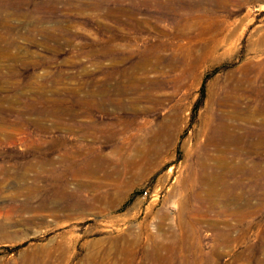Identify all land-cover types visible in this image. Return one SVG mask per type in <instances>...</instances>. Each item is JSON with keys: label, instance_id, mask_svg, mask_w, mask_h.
<instances>
[{"label": "rangeland", "instance_id": "1", "mask_svg": "<svg viewBox=\"0 0 264 264\" xmlns=\"http://www.w3.org/2000/svg\"><path fill=\"white\" fill-rule=\"evenodd\" d=\"M163 1L0 0V264H264V112L222 144L256 164L254 214L187 196L219 117L262 103L264 0Z\"/></svg>", "mask_w": 264, "mask_h": 264}, {"label": "bare ground", "instance_id": "2", "mask_svg": "<svg viewBox=\"0 0 264 264\" xmlns=\"http://www.w3.org/2000/svg\"><path fill=\"white\" fill-rule=\"evenodd\" d=\"M225 1L226 0H192L193 4L194 5H197V6L203 5L204 3H208V2L214 3V5L217 4V5L220 6V5H222L223 2L225 3ZM137 2L138 3H142V5H147V7L148 6H154V5H156V3L159 4V5H161L162 7H165L166 5H169V4H166V1H163V0H137ZM237 2H240V1L238 0ZM139 5H141V4H139ZM5 17H9V15H6ZM0 26L2 28L9 27L8 24H7V18L6 19H3V20L0 19ZM1 40L2 39H1V36H0V42H1ZM10 45L12 46L13 44H10ZM10 45H8L4 50H1V52H4V51L5 52H8L9 51V48H10ZM112 49H113V47H108V53H112L114 51V50L112 51ZM110 51H112V52H110ZM144 57H142L140 60L138 59L139 61L137 60L138 61L137 62V65H135L134 68H132L130 71H127V72L124 71L125 73H123V75H124V77L127 78V80L129 81V83H131V81H132V76H131L132 73L131 72H133V70L138 71L139 68H142L143 65H145V63H144L145 62ZM125 59H128V58H125ZM114 60H116V59H114ZM263 67H264V65H263ZM121 73H122V71H121ZM130 76H131V79H129ZM11 83H13V82L11 81ZM125 84H120L116 89L119 92L122 90V88L126 89V87L129 84H127V81H126ZM97 91L98 90H95V91L92 90L90 92L91 96L94 97L95 94L97 93ZM251 91H255L257 98L260 97L262 103L261 102H258L257 103V106H255V108L253 107V109H247L246 111H243L242 114L240 113L239 110H237V109L234 108V111L230 115L229 119H228V117L226 115L225 116L222 115V116L219 117V120L218 121L216 120L217 122L215 123L214 128L213 127L211 128L212 135L210 136L211 137L210 138V141H212V143H213V141L217 142V146H218L217 153L215 154V157L214 158H211V159H214V162H215L214 163V166L213 165H210L209 166V164L207 163V161L205 159L206 156L209 157V155L207 154V152L203 156H198L197 157L196 162H195V167L196 168H193L192 171H194L195 180L199 183L200 188H199V191H194V192L192 191V193H189L187 195L188 197L193 196V197H195L197 199V201H198L197 204H199L200 207H201V213L210 211L213 208V206L216 207V205L218 203H220V202L226 203L227 204L226 207H228V209L226 208V212H228L227 215L230 214V217L232 218V221H236V225L239 224L240 222L243 223V219L246 218V216H250V215H253L254 214V210L252 211V208L250 209V204L248 202L249 201L248 200V197H249V192H250L249 189H250L251 184H252V180H253L252 178L254 176V169H255V165L256 164L254 166H252V168H251V166H249L248 163H247V161L245 160L246 159L245 157H243L245 159H237L234 156V154H236V152H233V151L232 152H230V151L226 152V151H224L223 150L224 147H222V144H225V143H228V142H234L236 139L239 140L241 138L240 136H238V132L235 131V127L232 124L231 120L235 121L234 119L236 118V119H239V121H243L245 125H248V124L253 123V120L255 118H257L260 114H262L264 112V91L259 90L258 87L257 88H251ZM101 92L103 94L105 92V89H101V91L98 94H100ZM260 94H261V96H260ZM102 96H104V94ZM256 96H255V99H256ZM0 110H1V108H0ZM139 114H140V112H139ZM227 115H229V114H227ZM21 116H22V114H21ZM40 125H42V124H40ZM210 125H211V123L209 124V126ZM240 129L243 131L241 134H244V135L253 133L252 128H250L248 126L242 125L239 128V130ZM203 132H205V131H203ZM255 137H256V134H255ZM263 137H264V132H259V136L256 138V142L250 141V142H248L246 144V149H247L246 152L249 153V152H252V151H255V150L257 151V149H258L257 139L259 140V138H263ZM205 144H206V142H205ZM207 144H208V142H207ZM203 146H204L203 144H202V146H201V144H199L197 147L199 149H201V150L202 149H206V146H204V147ZM235 148H233V149H235ZM140 151H142V150H140ZM229 153H231L232 155H229ZM207 159H209V158H207ZM87 164L88 163H86L85 165H87ZM91 169L92 168H80V169L79 168H66L64 170V174H63V176H62L61 179L62 180H66L65 179L66 176H69L71 174H76V176H77L80 173H87V172L91 171ZM263 172H261L259 176L263 175ZM15 175H16V173H15ZM19 178L23 179L24 178V174L20 173L19 174ZM251 197H252V195H251ZM231 205H233V207ZM219 216H221V213L219 214ZM248 223H247V226H248ZM4 225H5V223H4ZM1 226L3 227V225H1ZM225 226L226 227L223 228L222 231L221 230H217V233L218 232H222L225 236H229L231 234L232 230H233V226H231V223L230 224L227 223V224H225ZM242 229L244 230L245 228H242ZM244 235H245V233H243V231H242V233L240 235L242 239H243V236ZM262 258H264V257H262Z\"/></svg>", "mask_w": 264, "mask_h": 264}, {"label": "built area", "instance_id": "3", "mask_svg": "<svg viewBox=\"0 0 264 264\" xmlns=\"http://www.w3.org/2000/svg\"><path fill=\"white\" fill-rule=\"evenodd\" d=\"M146 194H147V192H146V191H144V192H143V195H146Z\"/></svg>", "mask_w": 264, "mask_h": 264}]
</instances>
